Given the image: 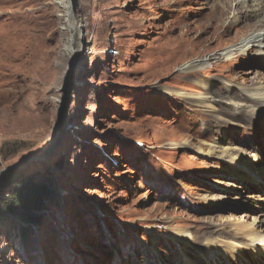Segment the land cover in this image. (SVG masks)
I'll return each mask as SVG.
<instances>
[{"label":"rangeland","instance_id":"374dc122","mask_svg":"<svg viewBox=\"0 0 264 264\" xmlns=\"http://www.w3.org/2000/svg\"><path fill=\"white\" fill-rule=\"evenodd\" d=\"M223 1L73 0L83 40L71 57L55 0H0V264H187L186 255L215 264L208 240L220 225L263 218L264 151L238 166L178 145L217 137L262 151L259 132L264 146V125L229 103L264 75L258 56L209 75L217 113L174 92H202L208 76H194L191 61L231 43L184 38L222 26L235 6ZM226 27L224 39L236 36L239 24ZM166 47L176 53L169 60ZM27 176H50L55 187L34 212L39 222L3 209ZM179 229L195 240L186 255L167 234ZM241 249L247 257L236 264H257Z\"/></svg>","mask_w":264,"mask_h":264},{"label":"bare ground","instance_id":"6f19581e","mask_svg":"<svg viewBox=\"0 0 264 264\" xmlns=\"http://www.w3.org/2000/svg\"><path fill=\"white\" fill-rule=\"evenodd\" d=\"M229 1H232L235 6L232 7L230 11L231 16L228 15L225 18L222 26L215 24L209 25L210 28L213 26L210 32L207 28L205 29L203 26H199L198 24L199 27L193 28L191 33L188 30L184 32V38H186L189 42L192 40H197L196 43L208 41L209 45L215 43L217 40L221 41V43L223 41L226 43L231 42L222 49L216 50V53L212 55H209V52L207 53V51H212V47L204 48L198 53L199 57L196 58V60L191 61L190 66L193 67L192 73L194 76H208V78L205 77L203 80L199 79L203 91L192 94L174 91L175 94L184 99L191 98L193 101L195 100L198 105L211 113H217L220 110L217 105L219 98L214 96L213 90L211 89L213 83L209 80V75H211L213 71L218 69L220 70L222 67H226L230 71L232 64L234 65L235 62L242 56L244 58L258 56V58L264 63V0H225L223 3H216L221 4L222 7H226V4ZM55 2L58 3L59 6L63 7L66 12V29L70 34L68 38L69 45L65 49L72 57L77 52L78 48H82L83 24L73 13V0H55ZM167 2L168 1H166V3ZM251 20H254L253 24L250 23ZM226 24L229 27L239 24V28L236 30V36L234 35L227 39L223 38L230 33L228 27L224 28V25ZM7 34L9 33L7 32ZM4 36L5 35L0 36L1 41H4ZM172 49L174 48L166 47V49H161L162 52L166 54L167 60L171 59L174 54H176ZM209 71L211 72L208 74ZM233 87L234 86L232 84H229L228 90L231 91ZM63 98V94L60 93L55 101L59 103L63 100ZM229 103L232 105L235 115L253 120L258 128L262 124L264 125V75H259L255 84L243 87L239 100L229 98ZM256 136L258 143L262 146V151H257L256 148L250 152L249 148L245 149L239 147L236 143L232 145H225L226 140H218L217 137L215 138L216 141H207L204 142L203 145L200 144L199 146H193L191 141L187 139L178 143V145L192 147L196 149L197 152L206 156H216L222 160L239 166L244 164L246 160H250L252 162L263 160L260 156V154L264 151V146L261 144L263 134L258 132ZM261 164L264 166L263 162ZM259 172H264V168L259 169ZM244 186L249 188V186ZM233 187L230 189L234 190ZM239 195L240 194H237L236 198H239ZM223 198L231 197L226 195ZM257 204V207H264L263 202L261 201ZM246 216H248V214ZM247 221L225 224L222 226L220 225V227L217 228L219 235L217 237L215 236L216 238L214 239L208 240L210 242L208 243L211 248V256H215L214 258L216 259L215 264H236L240 259L246 258L247 252L246 250L241 249L242 246H246L250 252L256 256L255 259L257 264H264V214L263 218L259 216L254 217L252 222ZM167 234L175 241H180L179 244H181L180 247H182L184 253L186 252L184 249L186 243L189 245L195 244V240L191 235V232L187 229H179L177 231L169 230ZM191 260L192 259L186 255V259L184 261L187 262V264H192L193 262H191ZM242 264H244V262H242Z\"/></svg>","mask_w":264,"mask_h":264},{"label":"trees","instance_id":"16d2710c","mask_svg":"<svg viewBox=\"0 0 264 264\" xmlns=\"http://www.w3.org/2000/svg\"><path fill=\"white\" fill-rule=\"evenodd\" d=\"M40 180L36 181L32 176H27L16 182L14 190L3 203L4 212L39 222V217L34 212L43 209L45 200L53 199L55 193L50 176Z\"/></svg>","mask_w":264,"mask_h":264}]
</instances>
